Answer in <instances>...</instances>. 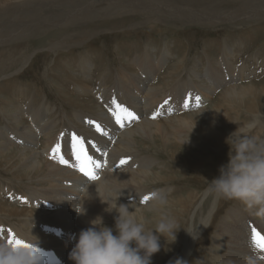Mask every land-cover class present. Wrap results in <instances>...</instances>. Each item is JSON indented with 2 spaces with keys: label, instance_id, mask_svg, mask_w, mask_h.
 Returning <instances> with one entry per match:
<instances>
[{
  "label": "bare ground",
  "instance_id": "obj_1",
  "mask_svg": "<svg viewBox=\"0 0 264 264\" xmlns=\"http://www.w3.org/2000/svg\"><path fill=\"white\" fill-rule=\"evenodd\" d=\"M133 15L141 17V21L134 22ZM115 17H119L120 20L110 26L104 25L105 22L96 23L98 20ZM147 22H158L164 26L202 25L212 28L227 23L231 29H240L264 22V0H0V86L6 79L19 75L25 68L30 67V63L33 62L40 50L50 54L51 59L61 52H68L77 46L87 45L92 41V37L99 33L119 29H137ZM53 30L57 33L48 36V33ZM44 35L48 37L43 38ZM34 39H40L45 42V45L32 49L30 41ZM233 54L232 51L227 56L224 49L214 65L209 62L202 71L193 70L189 80L192 81L193 77H197L201 81L199 83L201 85L198 84L200 92L197 94L191 93V89L184 91L183 94L180 93L181 90L187 88L181 84L174 85L170 95L166 90H163L161 85L155 86L154 81L157 73H160L171 56V52L167 48L163 49L160 55H151L149 52H145L140 57L132 59L130 63L121 59V62L128 67L129 72L123 71L117 76L112 88H106L103 84L93 90L94 94L106 102L111 111L108 112L104 109L100 110L101 112L96 111V117H92V119L110 125L108 127L112 129L107 142H104L106 145L104 154H107L103 159L104 167L101 171V167L95 168L97 176L95 180L85 176L79 170V163L71 147L73 134L67 138L63 135L48 137L53 123L47 121V112L49 111L47 108H38L39 106L35 108L36 106L28 104L20 109L17 107L15 110L16 106L7 101L3 96L4 93L1 92L3 93L0 94L1 114L3 112L9 117L8 121L11 122L12 129L0 126V166L8 169L18 181L27 180L30 185H35L28 186L29 189L31 188L29 193L12 195L15 201L27 204L30 208H19L15 204L14 206L11 205L12 203L7 204V202L0 201V229L3 230L0 232V241H8L10 238L8 233H11V236L25 243L36 242L41 252L42 264H74L68 257L75 243L72 237H78L80 230L89 227V222L97 216H102L104 222H108L117 215L115 210L111 213L106 212L105 209L108 205L102 202L108 199L109 192H111L114 196L119 195L118 204L129 205V210L135 211L138 217L143 216L146 223L156 219L158 221L163 212L174 218L178 224V220L184 212L190 213L189 223L185 226L181 236L183 244L180 258L188 262L197 237L210 224L215 214L213 212L221 204L222 198H217L214 194L211 206L209 202L203 203L204 197H207L210 192L208 184L202 195H198L199 193L195 189H190L186 194H180L176 198L168 200L166 197L168 204L166 207L172 209V212H168L165 206L162 208L157 206L152 199V193L142 192L150 186L147 183L163 179L156 173L159 169L154 170L152 167L157 159L154 157L155 161H153L146 156L137 157L139 151L135 149V146L139 141L148 140L152 143L160 139L189 145V147L194 144V147H198L197 144L204 141L210 145L211 149L218 151L226 147V138L237 128L246 134L264 139V103L259 102L261 95L264 96V84L260 87H256L254 84L236 86L235 84L245 72L244 68L239 71L234 69ZM131 63L134 65V71ZM92 65L94 64L86 62L81 67L88 77L93 72L92 67L94 66ZM125 66L123 67L126 68ZM196 67L198 70L197 65ZM230 71L233 73L232 76L228 75ZM173 72L172 66L167 74L171 76ZM245 75L247 76V73ZM164 77L166 78V76ZM20 84L22 85V83ZM74 86L79 93H91L90 85L87 83ZM114 87L120 88L128 103L127 106L131 107L127 109L134 113L136 119H127L126 115L123 116L120 109L116 107V104L121 105L118 98L120 92ZM221 87L223 88L216 99L218 102L205 106L213 93ZM134 96L135 98H133ZM197 96L200 97L199 102L196 100ZM65 97L67 103L72 104L75 108L80 106L90 111L94 110V112L97 109V106L91 101L92 99L89 100V95L76 98L65 95ZM247 97H250V105L245 101ZM113 100L116 101V104L112 103ZM231 104L246 107L252 112V115L247 120H239L238 115V117H232L226 108V105ZM185 105L188 108L196 109V111L181 114L182 110L186 108ZM121 107L123 106L121 105ZM99 108L101 109L102 106L100 105ZM113 112L121 115L123 127L116 122ZM237 112L239 113V111ZM151 113L154 114V118L150 120L148 117ZM157 115H161L163 118H159ZM23 116L28 117V122L24 121ZM35 116H42L36 124H34ZM78 119L82 120L83 117L78 116ZM206 120L209 121L210 127H215L210 129L212 133L207 136L201 126ZM3 121L5 122V120ZM85 121L88 122V120ZM250 124L254 126L248 128ZM220 126H223V129L218 130ZM190 132L196 133V139H199L197 142L189 138ZM40 134L47 138L44 142V149L39 151L38 148H34L38 146ZM79 137L83 139L82 136ZM58 144L60 150L55 153V157L59 159L54 158L53 153V149ZM161 146L167 148L165 143L160 144ZM28 148L33 149L29 150ZM228 152L229 149L227 159ZM41 153L50 156L51 160L41 157ZM89 153L94 161L93 152L90 150ZM61 156L64 160L68 159L66 164L60 162ZM122 159L127 160V163L121 165ZM191 163L183 164L190 166ZM194 163L196 164L194 167L200 164L199 161H194ZM145 196L149 197L147 202H144ZM142 203H146V205L143 206ZM48 205L54 206V211H48L46 208ZM82 205L85 209L84 213H77L75 209H81ZM31 206L41 209L33 210ZM9 216H16L21 221V226L16 227V230L11 225H4L2 222L6 219L5 217ZM197 223L199 224L194 230L193 227ZM253 229L264 235V218L253 215L245 207L232 208L228 211L216 231V237L219 233L224 237L219 245L225 250L223 255L225 260H232L233 264H242L243 256L255 251L259 253L260 264H264V251L252 243ZM157 259L158 262L161 261L159 257Z\"/></svg>",
  "mask_w": 264,
  "mask_h": 264
},
{
  "label": "rangeland",
  "instance_id": "obj_2",
  "mask_svg": "<svg viewBox=\"0 0 264 264\" xmlns=\"http://www.w3.org/2000/svg\"><path fill=\"white\" fill-rule=\"evenodd\" d=\"M136 16L133 15V18L135 19L134 22L141 21V17ZM117 20L119 21L120 18L115 17L101 21L98 20L96 23L105 22L104 25L110 26L111 24H114L116 22L118 23ZM217 26L218 27L216 28L203 27L202 25H182V27H179L170 25L164 26L163 24L158 22H147L143 24V26L141 25V28L143 29H119L116 31L99 33L97 36L92 37V41L90 43H87L88 46L80 45L71 51L61 52L58 54V56H53L54 59H50L51 55L46 53V51L40 50L34 57L33 62L30 63V67L25 68L23 72L19 74L20 76L16 75V77L14 75L8 78V80L6 79V81H4L5 83L2 82V86L4 87L0 86V94H5H3L5 99L14 104V106H16L14 107L15 110L17 109V107L20 109V107H24L28 104H31L33 107L36 106L35 108H37L38 106V108H47L49 110L47 112V121L53 123L52 128L49 131L48 137L51 136V138H53L55 136L59 137V135H63L65 138H67L68 136L73 134L79 139H82L79 137L82 136V141L84 143V148L87 151V154L91 157L89 153V151L91 150L94 155L95 163L98 165L102 164L100 166L101 171L104 167L103 159L107 155L104 154L106 149V145H104V142H107L108 137L111 135L110 133L112 129L108 127L110 125H106L104 123H101L100 121L98 122L96 120H93L92 117H96L95 113L103 111L102 109L108 112H110L111 109L108 105H106V102H104L102 98H99L97 94L93 93V90L94 88L102 86L103 84H105L106 88H112L117 76H119L123 71L129 72L128 67L121 62V59L130 63L132 59H134L135 57H140L145 52H149L151 55H160L162 50L167 48L170 50L171 56L160 70V73H157L155 78L156 80L154 81L155 86L161 85V87L164 88L163 90H166V92H168V94L170 95L172 89L175 87L174 85L181 84L187 86V88L181 90L180 93L183 94L184 91L191 89V93L197 94L198 92H200V87L198 88V84L201 83V81L197 77H193L192 81L189 80L192 76L193 70L196 69L197 72H200L209 64V62L214 65L218 61L223 50L225 49L227 52V56H229L232 51L234 52L232 56V63H235H233L234 69L239 71L240 69L244 68L245 73L242 78H239L240 80L237 81V83L235 84L236 86H240L241 84H254L256 87H260L264 84V22L259 24H253L240 29H231L229 27V24L227 23L220 24ZM54 33L56 34L57 32H55L54 30L50 31L48 33V36L55 35ZM48 36L44 35L43 38H46ZM30 45L31 47H33L32 49H36L45 45V42H42L40 39H34L30 41ZM125 52L126 54L124 55ZM135 54L138 56H136ZM86 62L94 64L92 65L94 66L92 67L93 72L90 73L89 77L86 75V73L83 72V70H81L83 63ZM261 62L263 66H261ZM243 63L246 66H243ZM131 64L134 71V65L133 63ZM183 65L185 66L183 67ZM196 65L198 66V70ZM123 66H125L126 68H124ZM170 66H173V70L175 72H173L171 76L167 74L171 68ZM246 73L247 76L245 75ZM232 74L233 73L231 71L230 73H228L229 76H232ZM164 76H166V78ZM20 83H22L23 86ZM82 83H87L90 85L89 87L91 88V93L86 92L85 94H82L76 90L74 85L79 84L80 86V84ZM200 85L201 84H199V86ZM29 88L30 90H28ZM222 88L223 87L217 89L213 93L210 99L205 103V106H208L211 103L213 104L214 102H218L216 100L217 95ZM114 89L120 92V95H118L120 104L124 108L130 109L131 107L127 106L128 103L124 99V95L122 94L120 88L114 87ZM65 95H69L72 98L85 97L89 95V100L92 99L91 101L94 102V104L97 106V109L94 112V110L90 111L89 109L80 106L75 108V106H73L72 104L67 103ZM261 97L259 102L263 104L264 96L261 95ZM133 98H135V96ZM20 99L22 100V102ZM181 99L183 100V96L181 97ZM42 100L44 101V103ZM245 101H247L249 105L251 104L250 97H247ZM1 104L2 102L0 97V106ZM100 105L102 106L101 109L99 108ZM226 106L227 110L229 111V114L232 117L239 116V120H247V118L252 115V112L246 107H239L238 105L236 106L234 104ZM194 110L196 111V109L194 108L186 107L182 110L183 112L181 114L194 112ZM237 111H239V113ZM122 115L124 116L125 114L122 112ZM78 116H82L83 119L79 120ZM157 116H159V118H163L161 115ZM23 118L25 122H28L27 116H23ZM39 118H42V116L34 117V124L37 123V120ZM148 118L150 120L153 119L154 114L151 113L150 117ZM2 119L5 120V122ZM8 119L9 117L6 114H3V112L1 114L0 110V126H7L8 128H11L12 124L11 122L9 123ZM85 120H91L93 121V123L89 124ZM96 123L100 125L101 131H97L96 129H94ZM209 124V121L206 120V122L201 125L202 130L205 132V136L210 135L212 133V130L210 129L215 128L214 126L210 127ZM131 125H133V123H131ZM111 127H114V125H111ZM221 129H223V126H220L218 130ZM189 135V138H192V140H195L196 142L199 140L196 139L197 135L195 132H190ZM46 138V136L40 134L38 146L34 149L38 148L37 150L39 151L43 150L45 147L44 142ZM163 143L167 145L166 149L164 148V146L160 147V144L162 145ZM137 145V147L135 146V149L139 151V153H137V157L146 156L152 159L153 161H155L154 157H156L157 161H155L152 167L154 170L159 169V171H157L156 173L163 178L158 179L155 182L147 183L148 186H150L142 192L147 191L146 193H153L155 191L164 190L165 192L160 193V195L168 197V200L176 198L180 194L184 195L188 190L190 191V189H195L196 191H198V195H202V192L206 190L209 181L214 177L218 176V169L220 165L227 162V151L229 149L228 144L224 149L216 151L215 149H211L210 145L204 141H201L200 144H197L199 145L198 147H194V144H191V146L189 147V145L177 144L176 142L174 143L172 141L166 142L160 139L155 140L152 143L148 140H145V142L139 141ZM28 149L32 150L33 148ZM41 154L43 155H40L41 157H45L47 160H51L50 156H45V153ZM91 159L93 160L92 157ZM194 161H199V166L194 167L196 166ZM190 162H192L190 166H186L185 164H183ZM68 168L70 169V167ZM97 169H99V167ZM68 184L71 185L70 182H68ZM34 185L35 184L30 185L27 180L18 181L17 178H15L13 174L9 172L8 169H6L4 166H0L1 202H7V204L12 203L11 205L15 204L16 207L19 208H30V206L27 204L20 203V201H15L12 195H15V193H29L31 191V188L29 189L28 186L33 187ZM1 188L3 189L1 190ZM7 188L10 189L8 190ZM5 189L7 190V192ZM213 201L214 193L209 192L207 197H204L203 203L209 202L211 206ZM45 203L48 202L45 201ZM142 205L145 206L146 203H142ZM167 205L168 204L164 206L166 207ZM31 207L33 210L40 208L37 206ZM237 207L244 208L245 206L239 201L226 200L222 198L221 204L218 205L217 210L215 209V211L213 212L215 214L210 224L207 225L201 231L199 237H197L195 245L191 251V254L189 255L187 264H227L228 260H225L223 258L225 250L219 245L220 241H222L224 237L220 233L216 237V231L218 225L225 218L228 211H230L232 208ZM46 208L50 212L54 211L55 209V207L51 205H48ZM166 209L168 212L173 211L168 207H166ZM189 214L190 213L188 212H184L183 215L179 218L176 229V240L174 242L171 239H168L166 241L164 237L160 238L161 250L153 255L152 264H169V261H175V259L181 258L183 244V239L181 236L184 233L185 226L189 223ZM5 218L6 219L2 220L4 225H11L14 230H16V227L21 226V221L18 217L9 216ZM156 223L157 219L152 220L146 223V227L148 229H154ZM104 224L109 227H113L114 220L112 219L111 221L104 222ZM198 224L199 223L194 225V230H196ZM158 257L161 260L160 262H158Z\"/></svg>",
  "mask_w": 264,
  "mask_h": 264
},
{
  "label": "clouds",
  "instance_id": "obj_3",
  "mask_svg": "<svg viewBox=\"0 0 264 264\" xmlns=\"http://www.w3.org/2000/svg\"><path fill=\"white\" fill-rule=\"evenodd\" d=\"M253 126L250 124L248 128ZM226 143L227 162L220 165L218 176L209 181L208 191L217 198L239 201L253 215L264 218V139L237 128L226 138ZM118 199L119 195L109 192L108 199L102 201L108 205L106 212L117 213L113 227L97 216L89 222V227L80 230L78 237H72L75 243L68 257L74 264H152L153 255L161 250L160 238L176 240L174 218L162 212L155 228L148 229L145 218L130 211L129 205L118 204ZM152 199L161 208L167 204V198L158 192L152 193ZM75 210L80 214L85 211L83 205ZM27 244L30 247L16 248L7 240L0 241V264H42L36 242ZM169 264L187 262L177 258ZM227 264L233 261L228 260ZM242 264H260L259 253L252 251L244 255Z\"/></svg>",
  "mask_w": 264,
  "mask_h": 264
},
{
  "label": "snow or ice",
  "instance_id": "obj_4",
  "mask_svg": "<svg viewBox=\"0 0 264 264\" xmlns=\"http://www.w3.org/2000/svg\"><path fill=\"white\" fill-rule=\"evenodd\" d=\"M197 102H199L200 97H196ZM113 104H116V101L113 100L112 101ZM187 107V105H185ZM116 107L118 109H120L121 112H123L127 119L129 120H134L136 119V116L134 115L133 112L129 111L127 108L121 107V105L116 104ZM113 115H115L116 117V122L118 124H121V126L123 127V118L121 117V115L117 112H113ZM89 124H92L93 121L89 120L88 121ZM96 130L97 131H101L100 125L96 124ZM72 151L76 157V160L79 163V170L84 173L85 176L89 177L92 180L97 179V176L95 175V168L100 167L101 165H98L95 163V161H93L91 159V157L88 156L87 152L85 151L84 148V143L82 140H80L78 137H76L75 135H73L72 137ZM60 150V145H56V147L53 149V153H54V158H55V153L59 152ZM60 162L66 164L67 161L63 159V157L61 156L60 158ZM121 165L126 164L127 160L122 159L120 161ZM89 165H91V167H89ZM149 200L148 196L144 197V202H147ZM3 230L0 229V232H2ZM9 235V239H8V243L10 245H12L13 247L16 248H21V247H30V245H28L27 243H25L24 241L20 240V239H16L15 237L11 236V233H8ZM252 243L259 248L260 250L264 251V235L261 234V232L257 231L256 229L252 230Z\"/></svg>",
  "mask_w": 264,
  "mask_h": 264
}]
</instances>
